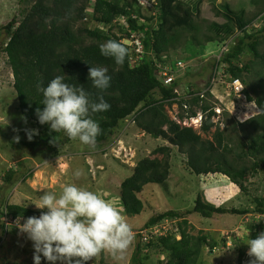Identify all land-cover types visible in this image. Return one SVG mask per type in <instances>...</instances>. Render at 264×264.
<instances>
[{"label":"trees","instance_id":"obj_1","mask_svg":"<svg viewBox=\"0 0 264 264\" xmlns=\"http://www.w3.org/2000/svg\"><path fill=\"white\" fill-rule=\"evenodd\" d=\"M154 8H157L158 15L144 16V23L140 24V15L136 16L134 4L127 0H37L29 11L23 13L24 17L20 21L13 18L2 28L8 37L0 45V48L3 47L0 53L6 55L7 64L12 69L20 112L26 121L37 124L40 134L36 141H23L0 128V135L7 139L16 156L30 149L55 152L59 147L70 143L73 140L63 133L51 132L48 124L41 125L38 122L36 109L43 108L44 105L41 104L43 95L37 86L46 87L56 76H63L65 83L83 87L91 100H97L101 93L89 80V69L92 66L103 67L111 76V82L110 87L102 94L111 107L105 112L89 113V118L97 121L101 129L94 148L103 146L120 121L133 115L136 125L143 131L154 138L166 139L171 146L178 147L187 156V165L195 174L224 175L242 191L248 192L245 181L264 173V85L259 90L248 88L244 75L251 73L254 61L242 65L240 62L244 53L251 52L264 68V53L259 50L264 23L256 27V16L253 19L241 16L237 17L236 32L230 19L227 23L217 25L218 29H224L232 36L231 41L226 42V35L220 37L221 34L218 33L217 37L222 40L221 55L204 64L203 72L210 70L206 87L201 89L189 81L184 82V77L188 75H183L184 72L174 76L173 83L167 85L159 78V64L170 65V75L179 69L185 71L186 66L178 67L179 61L173 62L169 53L185 32H196L199 29L191 13L183 8L181 0H157ZM263 12L264 7L261 10ZM122 20L125 24L120 22ZM79 22L82 25L92 22L95 27L76 28ZM101 25L107 32L98 28ZM116 26L122 33L120 36L111 33ZM181 30L184 34H181ZM132 34H137L144 48L143 59L134 65L131 64L134 47L122 42L123 39L131 38ZM87 38L92 42L87 43ZM206 38L207 42L216 41L213 37ZM110 39L120 42L128 50L122 65L100 53V45ZM190 39L197 46L203 45L196 35H192ZM189 42L190 40L187 41ZM187 69L192 70L191 65H187ZM235 79H239L244 85L242 95L249 102H254L261 113L244 123L251 127L250 138L240 145V153L233 158L235 149L228 143L225 131L213 121V117L217 116L214 107L207 105L205 101L208 95L213 94L211 89L215 85L229 86ZM154 91L161 94L160 99L151 98ZM231 92L235 93L233 89ZM141 103L144 105L139 108ZM166 103L179 104L183 111L181 119L197 116L195 107H199L204 119L201 128L203 132L207 133L217 126L213 138H203L191 127H182L170 119L165 112ZM159 151L169 153L170 147H161ZM17 160V170H9L4 177L5 186L22 179L25 166L20 159ZM168 178L167 160L148 157L139 160L132 174L120 185V205L126 216H137L145 210L140 194L146 186L165 185ZM5 201L4 196H0V219L2 215H7L14 220H26L30 216H39L42 211ZM256 202L254 210L226 209L214 206L205 201L202 194H198L193 210H186L184 213L173 210L160 212L151 216L142 229L161 224L167 218H185L193 213H198L207 220L215 214L244 215L253 211L261 216L260 222L249 236V239L255 238L264 232V198H256ZM184 221L179 223L182 234L180 240L167 231L163 236L154 235L144 244L139 234L134 261L143 264L140 253L145 248L148 250L145 256L147 258L150 252L167 256L159 264H201L204 248L208 247L209 251H213L217 248L218 241L211 235L194 238L187 234L182 228L183 223H187V220ZM2 228L4 233V223ZM11 228L14 229L13 226ZM242 256L244 252L241 250L239 262H242ZM250 259L248 257V262Z\"/></svg>","mask_w":264,"mask_h":264},{"label":"rangeland","instance_id":"obj_2","mask_svg":"<svg viewBox=\"0 0 264 264\" xmlns=\"http://www.w3.org/2000/svg\"><path fill=\"white\" fill-rule=\"evenodd\" d=\"M36 1L0 0V45L8 37L2 28L13 18L20 21L24 17L23 13L29 11ZM127 1L134 4L136 16L140 15L138 19L140 24L144 23V16L158 15L157 8H154L155 3L151 0ZM181 3L183 8L191 13L199 31H187L184 34L181 30V34L184 35L176 41L173 46L175 48H172L169 54L173 62L182 61L186 70L179 69L173 76H179L184 72L183 75L188 74L184 77V82L189 81L202 89L206 87L210 78V70L203 72L204 64L221 55L222 40L217 37L218 33L221 34L220 37L226 35V42L231 41L232 34L226 33L224 29H218L217 25L227 23L230 19L236 32L237 17L253 19L256 16L254 23L259 27L264 23V12L261 13L264 0H181ZM120 22L125 24L124 20ZM94 25L92 22L85 25L79 22L76 28L82 26L93 28ZM98 28L107 32L102 25ZM111 33L117 36L122 34L118 26ZM192 35L202 40L203 45L193 44L190 39ZM206 37H213L216 41L207 42ZM90 42L92 40L87 38V43ZM122 42L127 44L128 41L123 39ZM259 50L264 53V35ZM253 61L251 73L244 77L248 82V88L259 90L264 85V68L260 65L259 59L256 60L251 52H246L241 58L240 65ZM187 65H191L192 70H188ZM13 83V72L7 64V57L4 53H0V128L15 138L19 137V140L36 141L40 134L39 128L34 122L23 118ZM231 90L230 86L217 84L214 93L208 95L205 102L214 107L217 116L213 117V121L225 131L228 143L235 149V155L232 156L234 158L241 151L240 145L250 138L248 136L251 127L244 123L260 114L261 110L254 102H249L245 96L235 94ZM259 95L261 96L262 93L260 92ZM151 98L160 99L161 94L154 91ZM143 105L144 103H141L139 108ZM195 110H197L195 118L181 119L180 114L183 111L178 103L165 105V112L170 119L182 127H191L203 138L211 140L217 126L207 133L203 132L201 129L203 113L199 107H195ZM29 133L32 134V139L28 138ZM164 146L170 147L169 153L159 151V148ZM144 157L167 160L169 178L165 185L146 186L140 194L145 210L137 216H126L120 205V185L132 174L137 162ZM17 159H20L25 166L22 170V179L5 186L4 177L9 170H17ZM251 159L248 160L252 162ZM78 168L84 171V175L79 179L73 176L74 170ZM68 184H75L95 192L115 207L132 229V238L126 250L116 254L102 251L88 261V264H139L134 261V254L139 241L137 232L140 228L142 229L151 216L160 212L173 210L184 213L186 210H193L198 194H202L205 201L214 206L239 210H254L257 207L256 198H264L263 172L245 181L248 192L242 191L224 175H197L188 167L187 156L181 153L178 147L171 146L166 139L154 138L143 131L136 125L133 115L121 120L105 144L98 148L84 145L77 139L59 147L55 152L30 149L16 156L7 139L0 135V196H4L8 203L37 209L34 203L39 201L44 192H55L59 195L62 186ZM183 220H187V223L182 225L187 234L194 238L211 235L218 241L215 250L209 251L208 247L204 248L201 264H248L246 241L260 222V215L254 214L253 211L244 215L215 214L206 220L200 214L193 213ZM18 223L23 222L15 223L14 229L3 233L0 221V264H34L33 244L26 234L20 232ZM241 250L244 256L241 257L242 262H239ZM146 252L148 250L143 249L140 253L143 264H159L160 260L167 257L164 254L150 252L147 258ZM41 264L48 262L42 258Z\"/></svg>","mask_w":264,"mask_h":264},{"label":"clouds","instance_id":"obj_3","mask_svg":"<svg viewBox=\"0 0 264 264\" xmlns=\"http://www.w3.org/2000/svg\"><path fill=\"white\" fill-rule=\"evenodd\" d=\"M151 2L155 3V7L157 0ZM100 53L122 65L128 50L120 42L110 39L100 45ZM89 80L100 90L97 100H91L83 87L65 83L63 76H56L46 87L38 85L44 107L37 108L36 115L38 122L41 125L48 124L51 132L63 133L69 139H78L82 144L94 148L101 129L97 121L89 118V113L110 109L111 105L102 93L110 87L111 76L107 74L106 68L92 66L89 69ZM211 91L214 93V88ZM28 138L32 139L31 133ZM83 175V169L78 168L73 172L77 179ZM34 204L42 210L39 216L16 220L23 222L18 223L17 227L33 244L34 264H41L42 258L48 264H87L102 251H111L113 254L123 252L131 241V226L119 211L86 188L75 184L64 185L59 195L46 191ZM3 212L6 211L3 209ZM4 218L14 220L2 215L0 221L4 224ZM173 219L177 220L178 232L170 233L180 240L182 234L179 223L183 218ZM11 226H6L5 233L12 230ZM143 230L140 228L137 233L141 235L143 243L147 244L149 240L143 239ZM246 243L249 246L247 254L251 258L248 264H264V232L248 239ZM227 244L229 247V241Z\"/></svg>","mask_w":264,"mask_h":264},{"label":"built area","instance_id":"obj_4","mask_svg":"<svg viewBox=\"0 0 264 264\" xmlns=\"http://www.w3.org/2000/svg\"><path fill=\"white\" fill-rule=\"evenodd\" d=\"M137 34H132L131 38L126 39L128 42L127 44L133 46V50H134V54L131 56V64H138L139 61H141L143 59V54H144V48L142 45V41L140 40V38L138 36H136ZM177 66L180 68H184L185 65H183L182 61H179L177 63ZM159 70L158 74H159V78L160 80H163L164 84H171L174 81V76L170 75V65L168 66H162L161 64H159ZM233 91L238 94V95H242V90L244 89V85L241 83V81L239 79H235L232 84L229 85ZM4 222L6 224V226H11V225H15V223H17L16 220H12V219H8V218H4ZM165 227H168V229H165ZM167 231L170 232H178V226H177V220L176 219H166L164 220L163 223L158 224L156 226L150 227L149 229H145L143 230L142 236L143 239L145 241H148L150 238L154 237V235H165Z\"/></svg>","mask_w":264,"mask_h":264}]
</instances>
